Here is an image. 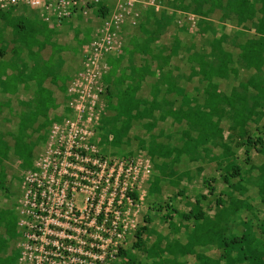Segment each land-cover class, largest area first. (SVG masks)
Returning a JSON list of instances; mask_svg holds the SVG:
<instances>
[{"label": "trees", "instance_id": "obj_1", "mask_svg": "<svg viewBox=\"0 0 264 264\" xmlns=\"http://www.w3.org/2000/svg\"><path fill=\"white\" fill-rule=\"evenodd\" d=\"M160 1L173 11L164 9L155 12L150 9L143 12L136 26L123 28L122 49L105 57L109 66L108 72L103 76L107 109L101 120V130L108 126L112 135H104V139L119 151H126L128 158H150L153 168L165 176L170 165L179 164L182 158L188 164L209 159L208 147H215L216 139L222 137L220 123L228 114L233 125L231 129H238L239 137L243 140L235 145L234 149L223 145L220 158L228 161L223 181L235 192L244 193L245 189L241 187V183L234 185L230 184V181L236 178L240 182L243 180L242 166L236 164L233 156L243 149L244 164L247 165L250 151L260 153L258 146L261 149L264 146V136L261 135L260 129L256 128L259 135L253 137L247 128L248 121L256 114L254 111H264V0ZM93 7L101 20L110 13L102 4ZM176 11L199 17L195 33L188 32V24L178 25ZM10 12H0V20L5 21L7 25L11 24L13 35L16 37L17 46L13 49V54L19 56L27 51L28 59L32 62L30 79H33L37 87L33 101L34 118H44L41 124L34 127L33 131L39 132L46 125L49 127L53 122L62 119L59 116L48 119L47 113L50 109L57 108L58 104L54 105L50 92L43 86L48 77L52 76V70L41 66L38 60V53L46 45L54 46L51 40L55 35V28H49L41 21L40 25L35 24L25 17L10 18ZM227 24L231 27L227 28ZM167 33L168 38L159 43L161 37L167 36ZM35 48L37 50H34ZM3 55L4 51L0 49V57ZM22 64L23 67L26 66ZM9 66L15 69L14 65ZM240 70L255 72L254 79L241 85L244 87V94L236 87H232L228 94L221 93L220 83L231 76H238ZM17 78L23 82L22 73L18 72ZM63 80L59 90L63 97V111L67 112L68 86L65 81L68 79ZM250 89L256 93L251 98L246 94ZM205 95L206 98H203ZM225 106L229 107V110H225ZM33 120L32 118L31 121ZM20 126L19 132L26 130L25 126ZM176 127L182 128L179 138L176 135ZM132 131L136 134L144 131L147 137L132 139ZM158 132L160 135L164 134V142L159 140ZM174 136L179 144L171 146L169 141ZM10 155L22 161L21 166L32 168L29 142L14 136V143L10 144L0 134V163ZM201 169L197 167L196 172L199 173ZM259 170L260 193L264 194V165ZM187 174L188 172H184L179 175L174 185H178ZM3 179H6L4 170L0 172V181ZM159 182L160 179L153 176L151 185L157 186ZM213 193L214 189H211L208 195ZM207 197L201 195L195 199L194 207L187 214H179L167 202L165 206L178 214L183 221L189 222L193 219L212 224L214 227H207L208 234L214 229L217 230L216 233L220 230L225 232L231 216L244 207V202L230 199L226 203L218 196L215 201L218 210L214 218L210 219L202 207V202L207 201ZM168 218L170 220L171 216L168 215ZM12 221L10 211L0 209V264H17L18 261V250L12 248L9 242L16 228ZM16 221L17 219L14 222ZM144 223H150L149 216H145ZM221 224L224 226L219 229ZM146 230L147 227L143 226L135 234V248H142L141 236ZM244 233H247L246 229ZM257 241V238L247 234L223 237L222 241L211 238L207 242H216L222 251L220 257L215 259L203 253L194 254L191 251L192 239L189 238L182 252L183 255H194L198 264H264V249L261 251L254 246ZM160 243L161 241L157 243V251L151 256L158 258L157 264H166L160 253L170 252L171 244H166L160 249ZM236 247L239 254L232 258V249ZM126 256L127 251L121 248L117 257L124 259ZM127 259L121 264H135Z\"/></svg>", "mask_w": 264, "mask_h": 264}, {"label": "built area", "instance_id": "obj_2", "mask_svg": "<svg viewBox=\"0 0 264 264\" xmlns=\"http://www.w3.org/2000/svg\"><path fill=\"white\" fill-rule=\"evenodd\" d=\"M105 1L113 7L67 89L70 117L52 124L46 149L22 172L17 264H110L140 225L152 162L101 154L95 142L101 82L109 70L105 57L122 49L123 28L136 26L147 10H173L160 0H0V12L26 6L58 27L69 18H87L98 3L109 9ZM176 15L193 31L195 15Z\"/></svg>", "mask_w": 264, "mask_h": 264}, {"label": "rangeland", "instance_id": "obj_3", "mask_svg": "<svg viewBox=\"0 0 264 264\" xmlns=\"http://www.w3.org/2000/svg\"><path fill=\"white\" fill-rule=\"evenodd\" d=\"M105 3L109 6V9L108 7L106 8L111 11L113 2L105 1ZM95 12L96 9L90 11L87 18L76 16L63 21L60 27L55 29V35L52 37L51 41L54 43V46L46 45L45 48L38 53L40 65L52 70V76H49L46 81L54 85L56 84L60 94L57 96V108H52L47 113L49 120L55 116H59L62 117V119L58 123L62 124L70 117L71 110L67 107L68 101L66 102V109H68V111H63V105L61 104L63 97L59 90V86L64 83L63 79L65 78L68 79V81H65L67 82V86L76 78L78 72H80L82 68L83 62V51L80 49V45L82 43H91V39L96 36L97 32L102 27L103 19L101 20L98 18ZM22 15L35 24H41L36 14L33 15L25 11ZM10 18L16 19L20 17L13 14ZM198 19L199 17H197V20ZM181 21H183L182 18ZM184 23L185 22H182L180 25ZM185 24L187 25V23ZM226 27L230 28L231 25L227 24ZM193 31L194 33L197 31V23ZM193 31H191L190 26H188V32L192 34ZM166 37L168 38V33L167 36L163 35L161 37L159 43H163ZM15 38L12 27L7 25L5 21L0 20V49L4 51L3 57H0V134L5 138V141L10 144L14 143V136H19L20 139L28 141L31 152L30 160L34 162L47 147L52 125L49 127L46 125L44 128H41L39 132L33 131L35 125L41 124L44 118L42 116H38L36 119L34 118L33 101L36 98L35 94L37 87L33 79H30V67L32 66V62L28 59L27 51H24L19 56L13 54V49L17 46ZM34 50H37V48ZM22 63L26 64V66L23 67ZM10 64L14 65L15 69H12V66H9ZM18 72L22 73L23 82L17 78ZM254 76V71L245 72L240 70L238 76H231L225 82L220 83V91L223 94H228L232 87H236L240 93L244 94V87L241 85L243 83L245 84L248 80L254 79ZM5 78L6 81H4ZM262 78H264V76H262ZM54 81L56 82L54 83ZM149 83L150 82L147 84L149 85ZM101 88L103 91L99 98L100 103L98 104L100 116L98 125L95 126V142L102 155L109 158L113 156L120 158L126 157V151H119L111 142L104 139V135L107 137L111 133L108 126H105L101 130V120L107 109V100L104 94L106 90L103 80L101 82ZM246 94H248L250 98L256 95L252 89L247 91ZM144 95L147 96L145 93ZM66 97L69 100L68 94H66ZM203 98H206V95ZM225 110H229V107L225 106ZM261 111V109L254 111L256 114L251 117L247 123V128L250 135L253 137L259 135L256 128L260 129L261 135L264 136V111ZM32 118L34 119L33 121H31ZM20 125L25 126L26 130L19 132ZM231 126L233 125L227 114L222 118L220 123V128L223 131L222 137L216 139L215 147H208L209 159L213 158V161L206 158L205 162L188 164L187 161L182 158L179 164L173 163L170 165L165 176L160 175L155 168H152V179L153 176H156L160 179V182L157 186H152L151 182L146 186L147 192L142 205V213L141 216H139L140 225L134 231L130 232V236L126 239L123 246V249L127 251L126 258L116 257L111 260L110 264H121L127 258L132 260L135 264H157L158 258L151 256V254L157 251L156 245L159 241H161L159 246L160 249L166 244H171L170 252L160 253L161 258L166 260V264H171L172 262L174 264H198L194 255H183L182 250L186 246L189 238L192 239L191 244H193V247L191 251L194 254L203 253L215 259L220 257L222 251L218 248L216 242H207V240L211 238L222 241L223 237L231 238L233 236L247 234L257 238L258 241L254 246L258 250L262 251L264 249V194L260 193L261 180L259 179L261 173L259 168L264 165V146L262 149L258 146L261 150L260 153H257L255 150L250 151L247 165L244 164L245 156L243 149L239 150L235 156H233V159L236 160V164L242 166L241 177L243 180L240 182L237 178L232 179L230 184L237 185L241 183V187L245 189L244 193L235 192L225 185L223 181L228 161L220 158L223 152V145L226 144L234 149V146L238 145L243 140L239 137V130L231 129ZM175 129H177L176 131L178 133L176 135L179 138L182 128L176 127ZM175 129H173V131ZM158 133L160 137L159 140L164 142V134L160 135V132ZM175 133L173 135H175ZM130 137L132 139L136 137L141 139L146 138L147 135L144 134V131L137 134L132 131ZM169 143L171 146L179 144L175 136L170 139ZM134 157L138 156H133V158ZM21 165L22 161L12 155L0 163V172L4 170L6 175V179L0 181V209L10 211L13 216L12 222L14 226L17 222L14 221L18 219V201L22 195V172L27 169ZM197 167L202 168L199 173L196 172ZM184 172H188V174L184 175L178 185H174L179 175H182ZM211 189H214V193L209 196L208 192ZM201 195L208 196L207 201L202 202V207L205 214L210 219L214 218L215 212L218 210L215 207V201L218 196H221L226 203H228L230 199L242 200L244 202V207L235 215L231 216L225 232L220 230L216 233L217 230L214 229L212 233L210 232V234H208L207 227H214L212 224L193 219L189 222L183 221L178 214L172 212L170 208L168 209L167 206H165L167 202L171 208L176 210L179 214H187L190 209L194 207L195 199L199 198ZM168 215L171 216L170 220ZM145 216L150 217L149 224L144 223ZM143 226L147 227V230L141 236L143 246L142 248H135L134 245L137 242L135 234ZM223 226L224 224H221L219 229ZM245 229L247 233H244ZM10 238L9 242L11 247L17 250V243L20 240V234L17 228H15L14 234ZM11 247L10 249H12ZM172 254H175V256ZM238 254V247L233 248L231 257L236 258Z\"/></svg>", "mask_w": 264, "mask_h": 264}, {"label": "crops", "instance_id": "obj_4", "mask_svg": "<svg viewBox=\"0 0 264 264\" xmlns=\"http://www.w3.org/2000/svg\"><path fill=\"white\" fill-rule=\"evenodd\" d=\"M11 12V16L14 14V15H18L19 17H24L22 14L23 13H25V11H28V12H30V14H36V15H38V17H39V20L41 21V22H43L44 24H47V23H45L41 18H40V15H39V13L37 12V11H34V10H32V9H30V8H28V7H26V6H20V7H17V8H13V9H11L10 10ZM26 19H28L27 17H25ZM65 21V20H64ZM11 25V24H10ZM9 25V26H10ZM48 25V24H47ZM49 26V28H58V27H60V26H53V27H51L50 25H48ZM11 27V26H10ZM90 43H82L81 45H80V49L83 51L88 45H89ZM6 75V74H5ZM44 88L46 89V90H48L49 92H50V99H53L54 101H53V103H55L54 105H56V102H57V96L58 95H60L59 94V92H58V89H57V87H56V84L54 85V84H52V83H49L48 81H46V83H44ZM53 105V106H54Z\"/></svg>", "mask_w": 264, "mask_h": 264}, {"label": "bare ground", "instance_id": "obj_5", "mask_svg": "<svg viewBox=\"0 0 264 264\" xmlns=\"http://www.w3.org/2000/svg\"><path fill=\"white\" fill-rule=\"evenodd\" d=\"M52 124H53V123H52ZM52 124H51V125H52ZM51 125H50V126H51Z\"/></svg>", "mask_w": 264, "mask_h": 264}]
</instances>
